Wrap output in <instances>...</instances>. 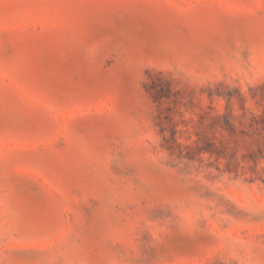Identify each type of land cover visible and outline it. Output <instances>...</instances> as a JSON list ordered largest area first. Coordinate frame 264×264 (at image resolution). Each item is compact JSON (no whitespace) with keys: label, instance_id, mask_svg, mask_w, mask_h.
<instances>
[{"label":"rangeland","instance_id":"obj_1","mask_svg":"<svg viewBox=\"0 0 264 264\" xmlns=\"http://www.w3.org/2000/svg\"><path fill=\"white\" fill-rule=\"evenodd\" d=\"M0 264H264V0H0Z\"/></svg>","mask_w":264,"mask_h":264},{"label":"trees","instance_id":"obj_2","mask_svg":"<svg viewBox=\"0 0 264 264\" xmlns=\"http://www.w3.org/2000/svg\"><path fill=\"white\" fill-rule=\"evenodd\" d=\"M165 87H166L167 89H170V85H169L168 82H165ZM166 93H167V92H165V91H159V92H157V94H155V97H156V98L162 97V96L166 95Z\"/></svg>","mask_w":264,"mask_h":264}]
</instances>
